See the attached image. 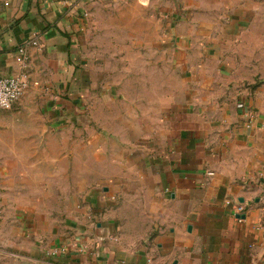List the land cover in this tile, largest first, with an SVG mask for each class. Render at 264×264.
I'll use <instances>...</instances> for the list:
<instances>
[{
  "label": "crops",
  "instance_id": "1",
  "mask_svg": "<svg viewBox=\"0 0 264 264\" xmlns=\"http://www.w3.org/2000/svg\"><path fill=\"white\" fill-rule=\"evenodd\" d=\"M22 45L0 264H264V0H0Z\"/></svg>",
  "mask_w": 264,
  "mask_h": 264
},
{
  "label": "built area",
  "instance_id": "2",
  "mask_svg": "<svg viewBox=\"0 0 264 264\" xmlns=\"http://www.w3.org/2000/svg\"><path fill=\"white\" fill-rule=\"evenodd\" d=\"M27 45H22L18 49V62L23 65L22 71L17 75L3 76L0 75V110H11L13 107L28 93L31 88L32 82L28 71L25 69L27 64ZM47 91H51V88H46ZM244 109L243 117L246 121L247 128H251L254 125V116L250 111L245 109L244 105H241ZM229 205H232V201L229 200ZM232 212L241 217L244 212V208L241 205H232Z\"/></svg>",
  "mask_w": 264,
  "mask_h": 264
},
{
  "label": "rangeland",
  "instance_id": "3",
  "mask_svg": "<svg viewBox=\"0 0 264 264\" xmlns=\"http://www.w3.org/2000/svg\"><path fill=\"white\" fill-rule=\"evenodd\" d=\"M216 2H217V0H209V3L215 4Z\"/></svg>",
  "mask_w": 264,
  "mask_h": 264
}]
</instances>
